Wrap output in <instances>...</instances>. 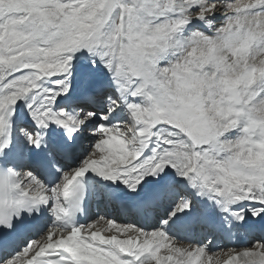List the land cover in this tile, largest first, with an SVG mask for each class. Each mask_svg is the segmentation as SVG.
Masks as SVG:
<instances>
[{
  "label": "snow or ice",
  "instance_id": "1",
  "mask_svg": "<svg viewBox=\"0 0 264 264\" xmlns=\"http://www.w3.org/2000/svg\"><path fill=\"white\" fill-rule=\"evenodd\" d=\"M0 264H264V0H0Z\"/></svg>",
  "mask_w": 264,
  "mask_h": 264
},
{
  "label": "bare ground",
  "instance_id": "2",
  "mask_svg": "<svg viewBox=\"0 0 264 264\" xmlns=\"http://www.w3.org/2000/svg\"><path fill=\"white\" fill-rule=\"evenodd\" d=\"M89 175H91V174H89ZM93 185H94V189L96 190L94 197L96 199V206H97L98 212H99L98 216H103L107 219H113L118 223H122L119 215H116V214L115 215H113V214L106 215V214H104L103 204L112 208L113 203L111 202V197L118 198V197H124L125 196L129 199L137 200L135 194L128 193L127 189H125L123 185H119V188L122 189L123 191L117 192V188H116L115 184H112V182H109V181H104V180L100 179L99 177L95 178V180L93 181ZM249 219H250V217H249ZM233 246H235V245H230L228 247H233ZM221 258H223V257H221Z\"/></svg>",
  "mask_w": 264,
  "mask_h": 264
}]
</instances>
